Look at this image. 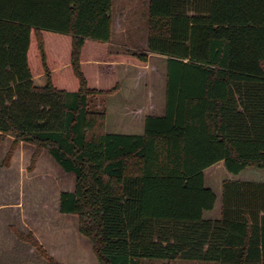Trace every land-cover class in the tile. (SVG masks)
<instances>
[{
  "label": "trees",
  "instance_id": "obj_1",
  "mask_svg": "<svg viewBox=\"0 0 264 264\" xmlns=\"http://www.w3.org/2000/svg\"><path fill=\"white\" fill-rule=\"evenodd\" d=\"M113 0H0V142L47 150L75 190L99 264H264V184L224 182L222 215L205 170L264 168V0H149L147 51L166 56L165 111L141 134L109 133L99 95L118 64L149 55L110 46ZM44 74L46 84L34 77ZM14 232L52 264L31 233Z\"/></svg>",
  "mask_w": 264,
  "mask_h": 264
},
{
  "label": "rangeland",
  "instance_id": "obj_2",
  "mask_svg": "<svg viewBox=\"0 0 264 264\" xmlns=\"http://www.w3.org/2000/svg\"><path fill=\"white\" fill-rule=\"evenodd\" d=\"M126 4L125 9L131 15L123 27L128 30V39L139 48L133 52H145L149 0H113V30L119 28L115 13ZM149 60L148 64L129 74H134L139 82L136 98L125 103L119 90L97 97L98 108L107 114V132L141 134L147 115L164 113L166 60L158 56ZM123 72L125 76L126 70ZM35 77V83H39ZM134 107L141 110L131 112ZM11 144V138L0 142V264H52L30 242L19 239L14 228L31 233L58 264H99L91 240L79 231V217L63 214L57 207L61 191L75 190L76 175L66 172L47 153L30 170L33 150L26 144L17 147L18 154H14L7 166L5 157ZM225 181L228 184L234 181L264 184V168L248 167L239 175L228 172L224 161L207 168L205 184L216 193L217 202L213 210L205 212V218L217 217L221 212Z\"/></svg>",
  "mask_w": 264,
  "mask_h": 264
},
{
  "label": "crops",
  "instance_id": "obj_3",
  "mask_svg": "<svg viewBox=\"0 0 264 264\" xmlns=\"http://www.w3.org/2000/svg\"><path fill=\"white\" fill-rule=\"evenodd\" d=\"M126 6H127V4L125 6L122 5V7H120V11L115 13V16L117 14V16H116L117 17L116 24L119 26V28L113 30L112 41L110 42V46H111L112 49L118 50V51H123V50L136 51L137 49H139L138 46L128 39L129 38V36L127 34L128 30H127V28L123 27V25H125V23L127 21V17L131 15V13H130V15H128V10L125 9ZM148 22H149V13H148ZM114 23L115 22H114V17H113V24ZM147 39H148V34H147V30H146V37H145V41H144V45H145L146 49H147ZM145 53H147L149 55V59H151V57H153V56H158V57L166 59V56L162 55V54L149 52L147 50L145 51ZM149 61H151V60H149ZM141 67H143V66L136 65V64H131V63H126V62H120L118 64L119 74H120V77H119L120 78L119 91L122 92V95H123L124 99H126L125 103L129 102L130 99L136 98V96H137L139 82H138V80H137V78H136V76L134 74H132V76H130L129 74L131 73V71L133 73L134 71H136L137 68H141ZM124 70H126V72H127V74H125V76L123 75V73H124L123 71ZM36 78L39 79V81H38L39 83H36L37 85L43 86V85L46 84L45 75L41 74L39 76H36L35 80H36ZM165 93H166V81H165V86H164V97H163L164 98V104H165ZM151 95H154V93L152 92ZM138 110H141V109L139 107H134V108H132L131 112H137ZM128 113H129V111H128ZM0 135H1V131H0ZM6 138H11L12 143H13L14 137H12L11 135H7L1 142H4L6 140ZM25 144L27 146H31L33 152L35 151L36 146L34 144H31V143H28V142H24V141L20 142L18 147L19 148L20 147H25L26 146ZM18 152H19V150L15 151V153H17V154H18ZM33 152H32V154H33ZM46 153L49 154L53 158V156L47 150H44L43 153L41 154V156L38 158V160L41 157H43L44 155H46ZM38 160H37V163H38ZM69 173H72V172H69ZM63 191H66V190H63ZM63 191H61L59 196H58L57 207L59 208V210H60V195H61V193ZM222 212H223V209H221V212L217 214L218 215L217 217L209 218V219H218V218H220L221 215H222ZM261 214L263 215L264 213L262 212Z\"/></svg>",
  "mask_w": 264,
  "mask_h": 264
}]
</instances>
